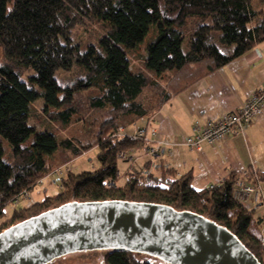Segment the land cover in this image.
Returning a JSON list of instances; mask_svg holds the SVG:
<instances>
[{"label":"trees","instance_id":"obj_1","mask_svg":"<svg viewBox=\"0 0 264 264\" xmlns=\"http://www.w3.org/2000/svg\"><path fill=\"white\" fill-rule=\"evenodd\" d=\"M79 26L91 41L75 39ZM262 41L264 0H0V232L69 202L156 203L227 227L264 264V216L234 199L235 173L196 190L191 173L161 163L159 172L135 171L120 184L118 153L144 140L113 137ZM36 113L43 129L30 124ZM76 124L75 135L58 133ZM95 148L94 168L69 172L57 192L7 212ZM102 251L103 264H169L124 248Z\"/></svg>","mask_w":264,"mask_h":264},{"label":"water","instance_id":"obj_2","mask_svg":"<svg viewBox=\"0 0 264 264\" xmlns=\"http://www.w3.org/2000/svg\"><path fill=\"white\" fill-rule=\"evenodd\" d=\"M120 248L169 264H262L227 227L156 203L69 202L0 232V264H47Z\"/></svg>","mask_w":264,"mask_h":264},{"label":"crops","instance_id":"obj_3","mask_svg":"<svg viewBox=\"0 0 264 264\" xmlns=\"http://www.w3.org/2000/svg\"><path fill=\"white\" fill-rule=\"evenodd\" d=\"M263 85L264 41L173 95L152 117L127 128V133L134 134L140 127L151 124L157 128V136L165 144L157 158L146 154L145 144L127 150L134 160L124 161L117 182H124L130 169L157 173L161 163L173 167L180 175L191 173L192 185L196 190L218 184L231 173L239 177L251 169L257 170L263 180L264 114L246 125L242 132L234 133L217 144L203 143L201 150H192L184 144L185 138L194 134L196 123L239 108ZM47 180L54 187H60L58 180ZM46 195L45 188L43 196L39 194L34 197L31 193L23 206H29ZM256 212L264 215V205L256 208Z\"/></svg>","mask_w":264,"mask_h":264},{"label":"built area","instance_id":"obj_4","mask_svg":"<svg viewBox=\"0 0 264 264\" xmlns=\"http://www.w3.org/2000/svg\"><path fill=\"white\" fill-rule=\"evenodd\" d=\"M264 114V85L254 92L250 98L241 104L239 108L225 112L218 117L206 119L204 122H198L193 128L194 134L188 136L184 140V144L192 150H201L203 143L217 144L234 133L242 132L244 127L256 118ZM127 133L126 129L121 127L114 134L115 139L122 138ZM136 138H143L146 154L152 158H157L159 152L165 142L157 136L158 131L153 125L140 127L134 134H130ZM119 160L133 161L134 157L127 150H122L118 153ZM74 170L71 162L65 163L52 171L46 178H59L65 176ZM135 174L134 169L127 172V177L131 178ZM43 181L41 180L40 183ZM115 185V182L109 180L108 187ZM213 186V185H212ZM211 186V187H212ZM30 193L27 191L20 194L14 201V204H19L22 200H29ZM233 196L236 201L247 208H261L264 205V182L255 169L247 170L242 176L236 178L234 183ZM264 216V215H263ZM264 237V224L262 228Z\"/></svg>","mask_w":264,"mask_h":264},{"label":"rangeland","instance_id":"obj_5","mask_svg":"<svg viewBox=\"0 0 264 264\" xmlns=\"http://www.w3.org/2000/svg\"><path fill=\"white\" fill-rule=\"evenodd\" d=\"M96 29H98L96 26H94ZM93 29V28H92ZM93 33L90 34V32L83 26H79L75 29V39L78 42H81L85 44L86 42H89L93 39ZM148 39L139 47V54L144 53L146 50V45L148 42ZM137 54V52H136ZM133 64H139L140 60L138 61L136 58L131 57ZM43 103L42 99H39L34 103V113L38 112L41 109V104ZM37 114H33L30 119V124H35L39 129H43L45 126L44 122L41 123L40 120L37 117ZM78 124L70 126L68 130L64 131H58V133L63 136H72L75 135L78 132ZM33 137L29 139V141H32ZM5 145H8L7 142H4ZM7 147V146H6ZM98 152V149H92L86 152H83V154L77 158L76 160L71 161V164L74 167V172L80 171L82 169H92L96 166V154ZM83 160V161H82ZM80 163V165L78 164ZM124 161L119 160V168L123 169ZM42 183H39L36 188L31 192L34 197H37L39 194L43 196L44 194V188L47 190V194L55 193L59 190L60 187L56 188L52 185L50 180H47V178L42 180ZM44 183V184H43ZM120 184H122V181H119ZM23 200L15 205L10 204L7 207V212L10 214L14 210L15 207H21L23 206ZM105 251L102 250H94V251H86V252H76L71 253L66 256L60 257L53 261L51 264H101L104 260Z\"/></svg>","mask_w":264,"mask_h":264},{"label":"flooded vegetation","instance_id":"obj_6","mask_svg":"<svg viewBox=\"0 0 264 264\" xmlns=\"http://www.w3.org/2000/svg\"><path fill=\"white\" fill-rule=\"evenodd\" d=\"M83 252H86V251H83ZM68 255V254H67ZM66 256V255H65ZM63 257V256H62ZM101 264H103V263H101Z\"/></svg>","mask_w":264,"mask_h":264},{"label":"bare ground","instance_id":"obj_7","mask_svg":"<svg viewBox=\"0 0 264 264\" xmlns=\"http://www.w3.org/2000/svg\"><path fill=\"white\" fill-rule=\"evenodd\" d=\"M241 175V174H240ZM240 177V176H239ZM238 178V177H237ZM264 180V179H263Z\"/></svg>","mask_w":264,"mask_h":264}]
</instances>
